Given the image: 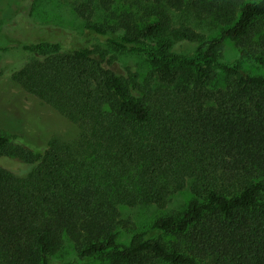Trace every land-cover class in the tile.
Instances as JSON below:
<instances>
[{
	"label": "trees",
	"instance_id": "obj_1",
	"mask_svg": "<svg viewBox=\"0 0 264 264\" xmlns=\"http://www.w3.org/2000/svg\"><path fill=\"white\" fill-rule=\"evenodd\" d=\"M20 1L9 0L0 31ZM143 2L139 21L123 11L98 22L97 0L77 1L85 46L15 40L36 56L12 79L76 128L41 152L0 130V264H264V76L242 65L264 67V0ZM184 10L212 18L220 35L177 25ZM227 40L240 50L234 63L222 59ZM180 41L197 47L175 52ZM119 51L143 55L155 78L118 72ZM6 157L32 167L21 176ZM185 189L183 210L121 240V207L165 209ZM68 242L74 258L57 261Z\"/></svg>",
	"mask_w": 264,
	"mask_h": 264
},
{
	"label": "rangeland",
	"instance_id": "obj_2",
	"mask_svg": "<svg viewBox=\"0 0 264 264\" xmlns=\"http://www.w3.org/2000/svg\"><path fill=\"white\" fill-rule=\"evenodd\" d=\"M77 1L80 0H21L16 7L15 17L2 26L0 31V130H4L12 136L13 143L36 152H41L47 147L55 132H61L65 138H69L72 137L76 127L68 124L51 106L23 91L12 79L11 70L21 68L36 56L14 48L15 40L26 42L36 39L60 41L65 46L69 44L68 49L87 45L88 31L73 8ZM97 2L100 5L101 1L97 0ZM107 3L109 10L103 9L101 5L97 7L95 21L114 22L117 20L115 16L123 11L135 12L137 21H139L144 12L143 8L147 5L143 0H109ZM13 8L14 6H10L9 0H0V19L2 20V17ZM174 16L177 25L185 23L204 37L212 38L221 33V26L212 18L199 19L188 10L176 11ZM55 31H60L61 34H56ZM196 47L197 43L180 41L175 43L174 51L190 53ZM115 53L117 56L115 69L118 72L127 76L131 72L136 73L140 84L155 78V69L143 55L127 51ZM239 56L240 50L237 44L232 40H227L222 53L223 61L234 63L239 59ZM242 65L247 72L264 76V67L256 62L245 60ZM217 74L218 81L222 84L225 83L224 71L217 68ZM4 159L3 162L21 176L27 174L32 167L17 158L6 157ZM191 197V192L185 189L173 195L171 203L165 209L154 205L121 207L123 218L130 221L121 240L128 243L136 231L148 229L158 216L183 210ZM167 239H171V237H167ZM74 256L73 246L68 242L59 253L57 261H68ZM87 264L106 263L96 260Z\"/></svg>",
	"mask_w": 264,
	"mask_h": 264
}]
</instances>
